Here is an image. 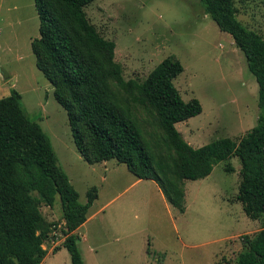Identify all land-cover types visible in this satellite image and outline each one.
Instances as JSON below:
<instances>
[{
    "label": "rangeland",
    "instance_id": "obj_1",
    "mask_svg": "<svg viewBox=\"0 0 264 264\" xmlns=\"http://www.w3.org/2000/svg\"><path fill=\"white\" fill-rule=\"evenodd\" d=\"M233 2L236 19L264 40V0ZM84 11L100 36L115 43L114 61L125 81L143 82L168 57L181 63L183 72L173 85L184 102L196 99L202 107L199 115L175 125L192 148L221 138L237 142L257 124L258 84L243 53L199 0H95ZM38 37L34 0H0V99L12 90L20 94L22 108L50 140L80 203L91 187L97 189L87 221L76 232L83 264H234L243 238L261 229L236 200L239 159L220 161L203 179L185 180L184 213L165 200L153 181L136 179L124 164H88L51 84L35 66L31 42ZM134 114L146 123V131L166 138L151 127L153 115L140 108ZM39 208L50 224L41 264H71L61 247L59 198L52 207Z\"/></svg>",
    "mask_w": 264,
    "mask_h": 264
},
{
    "label": "trees",
    "instance_id": "obj_2",
    "mask_svg": "<svg viewBox=\"0 0 264 264\" xmlns=\"http://www.w3.org/2000/svg\"><path fill=\"white\" fill-rule=\"evenodd\" d=\"M95 0H34L39 37L31 42L35 66L66 112L77 150L90 165L115 160L138 180L153 181L165 200L185 211L184 181L210 175L213 165L235 156L241 163L236 200L261 229L243 238L234 264H264V40L237 19L233 0H199L220 31L231 36L258 84L257 124L239 141L217 139L200 148L187 144L175 125L202 112L198 100L184 102L173 85L183 72L173 57L162 60L138 83L125 81L114 61L115 43L100 36L84 8ZM140 108L154 116L146 131L135 116ZM161 131V132H162ZM230 172V166L225 167ZM56 197L64 221V248L71 264H83L77 230L97 199L96 187L79 195L58 166L48 137L12 90L0 99V264H41L50 224L40 204ZM59 250V249H56Z\"/></svg>",
    "mask_w": 264,
    "mask_h": 264
},
{
    "label": "crops",
    "instance_id": "obj_3",
    "mask_svg": "<svg viewBox=\"0 0 264 264\" xmlns=\"http://www.w3.org/2000/svg\"><path fill=\"white\" fill-rule=\"evenodd\" d=\"M87 221V220H86Z\"/></svg>",
    "mask_w": 264,
    "mask_h": 264
}]
</instances>
